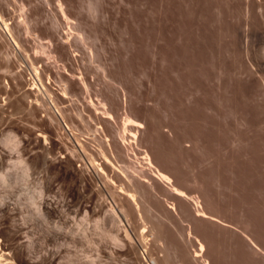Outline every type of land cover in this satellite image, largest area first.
Segmentation results:
<instances>
[{
	"label": "rangeland",
	"instance_id": "374dc122",
	"mask_svg": "<svg viewBox=\"0 0 264 264\" xmlns=\"http://www.w3.org/2000/svg\"><path fill=\"white\" fill-rule=\"evenodd\" d=\"M0 17V264H264V0Z\"/></svg>",
	"mask_w": 264,
	"mask_h": 264
},
{
	"label": "bare ground",
	"instance_id": "6f19581e",
	"mask_svg": "<svg viewBox=\"0 0 264 264\" xmlns=\"http://www.w3.org/2000/svg\"><path fill=\"white\" fill-rule=\"evenodd\" d=\"M1 18V17H0ZM65 18V17H64ZM2 20V19H1ZM71 20V19H70ZM4 23H5V21H3ZM6 25V26H5ZM9 25V24H8ZM7 25V22H6V24H4V26L6 27V29L8 30V29H10L9 28V26ZM3 26V27H4ZM5 27H4V29H5ZM69 27H71V26H69ZM5 29V30H6ZM9 32V31H8ZM10 33V32H9ZM11 36V35H10ZM12 37V36H11ZM13 40V42H16V43H18L17 41H15L14 40V38L12 39ZM20 46V45H19ZM34 69V68H33ZM35 73V72H34ZM83 77V76H82ZM82 80H84V82H83V84H82V82H81V84L84 86H82L83 87V89L85 88L87 91H89V86L87 85V81L85 82V79H82ZM86 92V91H85ZM87 93V92H86ZM90 97V96H89ZM51 101H53V100H51ZM99 101H101V100H99ZM87 102L89 103V100H87ZM98 103V102H97ZM101 104V106H99ZM105 104L106 103H103V102H100L99 104H96L93 100H92V98L90 99V105L94 108V110L97 112V113H101V114H103L104 115V117H106V118H108V119H110V118H112L113 120H114V115H113V113L111 112V111H109L108 109H107V107H106V109H105ZM55 105V104H54ZM57 106V105H56ZM90 106V107H91ZM99 106V107H98ZM101 108H104V111H103V109L101 110ZM56 109H58V108H56ZM59 111V110H58ZM58 111H57V113H58ZM94 111V113H96ZM61 115H62V113H60ZM102 115V116H103ZM127 115V117H126V119H124V120H126V121H128V123H134V124H136V125H139L140 126V124L138 123V122H136V120L135 119H132V117H129V115L128 114H126ZM61 117V116H60ZM81 118H82V116H81ZM85 118V117H84ZM125 118V117H124ZM82 120V119H81ZM65 124H67V123H65ZM68 125V124H67ZM66 125V126H67ZM127 124L125 125V127H124V130H122L123 131V134H122V141L124 142V143H126V138H125V135L126 134H128V133H130L134 138H137V133L136 132H131L130 130H128L129 128H127ZM68 127L70 128V126L68 125ZM103 128V127H102ZM70 131H74V130H70ZM74 133V132H73ZM76 133V132H75ZM120 133H122L121 131H120ZM121 135V134H120ZM76 136H77V134H76ZM76 138V137H75ZM77 139V138H76ZM78 139H79V137H78ZM78 139H77V141H78ZM78 143V142H77ZM80 144V143H79ZM82 146V145H81ZM102 152V151H101ZM103 152H104V150H103ZM104 155H105V158H106V161L107 162H109V163H113L112 162V160L110 159V157L107 155V154H105V153H103ZM146 154V156H145V158H146V160H147V162H146V164H148L149 165V167H151L152 168V175H154V177H156L157 178V180H159V181H162V182H165V184L167 185V184H171V188L173 189V192L174 193H176L177 195H180V196H186L187 198L189 197V195L183 190V189H181V188H179V187H177V186H175L174 185V181H173V178H172V176L171 175H169L167 172H165V171H163V170H161L155 163H154V161H153V157L150 155V153H145ZM95 160V159H94ZM93 161V160H92ZM98 163V162H97ZM94 164V163H93ZM113 165H115V164H113ZM100 169H102V168H100ZM121 169V168H120ZM119 169V170H120ZM0 180L2 181V182H7V175L5 174V173H1L0 174ZM122 192L125 194H127V196L131 199V200H133L132 202H134L135 201V196H134V194L131 192V191H127V190H122ZM189 199V198H188ZM130 200V201H131ZM136 202V201H135ZM134 204V203H133ZM137 204V203H136ZM137 206V205H136ZM204 211V210H203ZM202 210H201V212H203ZM140 212V211H139ZM114 213H116V212H114ZM198 215H203V216H209V215H207V214H205V212H203V213H198ZM200 244V249L201 250H203L204 249V244L202 243V242H200L199 243ZM198 253V252H197ZM198 256V255H197Z\"/></svg>",
	"mask_w": 264,
	"mask_h": 264
}]
</instances>
